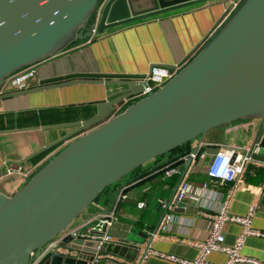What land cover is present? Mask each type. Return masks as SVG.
Segmentation results:
<instances>
[{
  "label": "water",
  "instance_id": "water-1",
  "mask_svg": "<svg viewBox=\"0 0 264 264\" xmlns=\"http://www.w3.org/2000/svg\"><path fill=\"white\" fill-rule=\"evenodd\" d=\"M204 1L208 0H0V81L68 45L79 28L90 29L91 15L96 32L102 33L112 26ZM222 1L229 2V9L238 0ZM140 2L148 7L137 9ZM80 82L119 89L94 102L95 113L90 117L69 123L75 127L70 133L15 161L22 165L77 136L14 194L0 193V264H28L32 252L60 234L63 241L37 264H140L152 238L140 253L146 233L136 228L102 243L65 233L106 186L185 143L196 138L201 142L210 129L248 117L261 119L255 138L263 152L252 155L264 160V0H242L188 63L137 100L132 97L142 92L144 80H70L3 93L0 100ZM125 100L132 102L118 111ZM202 150L200 165L207 172L219 148ZM193 161L188 158L177 169L184 173ZM132 193L131 189L124 202L135 205L139 193L131 200ZM173 210L196 213L198 207L177 202ZM108 234L117 236L110 230Z\"/></svg>",
  "mask_w": 264,
  "mask_h": 264
},
{
  "label": "crops",
  "instance_id": "crops-1",
  "mask_svg": "<svg viewBox=\"0 0 264 264\" xmlns=\"http://www.w3.org/2000/svg\"><path fill=\"white\" fill-rule=\"evenodd\" d=\"M241 1H238L237 7ZM228 5L226 1L208 0L183 6L106 28L90 41L86 40L88 28H79L68 45L31 64L36 73L25 89L81 79L139 81L152 65L183 67L237 8L213 32L225 17ZM147 7L144 2L137 5L139 10ZM117 89L115 85L80 82L0 100V131L14 130L0 133V193L7 196L14 194L40 166L77 136L24 162L22 167L31 171L29 177L22 172L8 173L7 168L11 164H16L15 161L70 133L75 127L68 126L69 123L90 117L95 113L94 102L105 99L107 93ZM12 91L17 90L7 88L4 79L0 81V94ZM131 102L128 100L119 104L118 111ZM260 122L259 117H248L217 126L207 131L201 142L197 138L191 141L190 150L199 145L202 148L216 146L219 150L233 149V155L241 158L246 148L258 141L255 129ZM184 149L153 158L125 175L117 184L100 193L76 217L72 227L84 225L95 215L114 209L117 219L112 224L115 227L111 226L109 230L117 236H112V240L130 234L133 228L143 231L146 238L141 253L145 242L152 238L150 248L140 264H177L157 257L153 251L195 258L198 249L194 243L207 237L212 217L220 210L225 199L229 213L237 216L245 215L249 206H256L252 226L264 231V160L252 155L231 182L210 179L204 166L200 165L201 156L193 161L185 175L183 170L171 176L164 175L162 169L166 166L175 164L178 167L180 158L185 154ZM261 151L259 149L253 154ZM185 178L195 195L185 203L198 207V210L196 213L185 210L176 212L173 207L165 210L160 206L159 199L170 200L179 182ZM205 183L207 187L204 189ZM131 189L133 193L129 199L132 200L139 193L135 205L125 203L124 198H120V195L126 196ZM140 202H144L143 207H138ZM167 215H170L169 220L165 218ZM241 230L240 224L227 223L223 227L224 243L233 244ZM240 254L264 262V238L248 236ZM226 258L227 255L222 252H211L207 256V260L213 263H223Z\"/></svg>",
  "mask_w": 264,
  "mask_h": 264
},
{
  "label": "built area",
  "instance_id": "built-area-1",
  "mask_svg": "<svg viewBox=\"0 0 264 264\" xmlns=\"http://www.w3.org/2000/svg\"><path fill=\"white\" fill-rule=\"evenodd\" d=\"M239 1V0H238ZM238 1L233 3V6L226 10L225 17L221 22L218 23L215 32L225 21V19L231 14L233 9L238 5ZM90 26V25H89ZM96 25L92 24L90 29L87 30L86 40L90 41L94 35H96ZM182 68L181 65H175L173 67H167L164 65H152L149 72L141 77L140 80L146 81V85L143 87L141 93L132 97L133 100H137L141 97L146 96L148 93L155 91L161 87L167 80H169L178 70ZM36 70L33 65L25 66L20 68L6 78H4L5 86L9 89L23 90L27 88L31 79L35 77ZM128 100H125V102ZM259 142H255L252 146L247 147L245 155L241 158L235 157L232 160V155L234 150H219L214 156L213 161L208 167L207 175L212 180H223L225 182L233 181L238 174L242 171L244 163L252 158L253 152L259 151ZM198 156L203 157L204 152L202 150V145H199L195 150H191L185 153L181 158L180 162L184 165L186 164L188 158L195 160ZM22 172L24 176L29 177L31 175L30 170H25L22 165L11 164L7 168L8 173L12 172ZM162 172L166 176H171L179 172L175 164L168 165L162 169ZM187 170L184 172L186 174ZM206 183L202 188H206ZM197 194V192H196ZM195 196L190 189V183L185 178L182 179L176 187L175 193L172 199H159L160 206L164 207L165 210H170L177 202H186ZM229 196V194H228ZM125 195H120V198H124ZM144 202L138 203V207H143ZM256 210V206H249L248 211L243 216H237L229 213L227 208V199L224 200L220 210L212 217L211 227L208 231L207 237L194 243L198 249V254L193 259H187L178 257L171 254H164L158 252H152L157 257L165 259L167 261L177 263V264H235L238 262L247 264H264L263 261H259L254 258L245 257L240 254V249L248 236H255L264 238V231L254 229L252 226L253 216ZM166 220L170 219V215H167ZM116 211L110 210L108 212L100 213L95 215L89 222L84 225L77 227H69L65 233L67 236L73 238L91 239L96 240L99 243L112 240V236L108 234V231L112 224L116 221ZM227 223H238L242 226L241 232L237 235L235 241L231 245L224 243L223 227ZM85 229V230H84ZM92 231H101L102 235L91 234ZM63 241L60 235L56 236L41 248L31 253L30 261L28 264H37L38 261L49 251L55 249L57 244ZM211 252H222L227 255L226 260L223 263H213L207 260V256Z\"/></svg>",
  "mask_w": 264,
  "mask_h": 264
},
{
  "label": "trees",
  "instance_id": "trees-1",
  "mask_svg": "<svg viewBox=\"0 0 264 264\" xmlns=\"http://www.w3.org/2000/svg\"><path fill=\"white\" fill-rule=\"evenodd\" d=\"M189 145H190V142H188V143H185V144H183L182 146H180V147H177V148H175V149H173V150H176V149H183V148H185L184 149V152L186 153V152H189V151H191L190 150V147H189ZM173 150H171V151H173ZM161 156V155H160ZM160 156H157V157H155V158H159ZM177 164V163H176ZM118 183V181L117 182H115V183H112V184H110V185H108V186H106L100 193H102L103 191H105V190H107L110 186H112V185H115V184H117ZM99 193V194H100ZM96 199V198H95ZM89 206H87L86 208H88ZM85 208V209H86ZM84 209V210H85ZM83 210V211H84ZM82 212V211H81ZM76 219V218H75ZM74 219V220H75Z\"/></svg>",
  "mask_w": 264,
  "mask_h": 264
},
{
  "label": "rangeland",
  "instance_id": "rangeland-1",
  "mask_svg": "<svg viewBox=\"0 0 264 264\" xmlns=\"http://www.w3.org/2000/svg\"><path fill=\"white\" fill-rule=\"evenodd\" d=\"M92 20H93V15H91V16L89 17V19H88V23H90ZM76 219H77V218H76ZM76 219L73 220V222H72V224L70 225V227H72V226L75 225L74 222L76 221Z\"/></svg>",
  "mask_w": 264,
  "mask_h": 264
}]
</instances>
